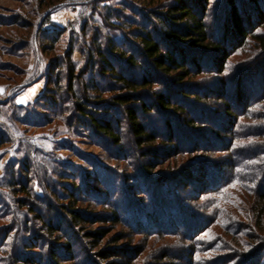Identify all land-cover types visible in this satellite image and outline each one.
<instances>
[{
  "label": "rangeland",
  "instance_id": "rangeland-1",
  "mask_svg": "<svg viewBox=\"0 0 264 264\" xmlns=\"http://www.w3.org/2000/svg\"><path fill=\"white\" fill-rule=\"evenodd\" d=\"M187 2L197 13L204 0ZM225 2L210 0L201 14L212 41L225 39L223 72L208 63L196 76L187 51L192 76L157 81L172 106L136 113L156 134L138 145L125 120L115 144L88 120L56 117L45 97L54 86L48 63L72 40L84 68L94 35L105 49L139 55L133 29H158L152 15L172 0H0V264H228L246 243H261L264 46L253 36L238 43ZM253 7L241 4L242 26L264 37ZM113 63L139 80L140 70ZM29 238L33 263L25 261Z\"/></svg>",
  "mask_w": 264,
  "mask_h": 264
},
{
  "label": "trees",
  "instance_id": "trees-1",
  "mask_svg": "<svg viewBox=\"0 0 264 264\" xmlns=\"http://www.w3.org/2000/svg\"><path fill=\"white\" fill-rule=\"evenodd\" d=\"M208 2L210 0L201 2L198 12L195 13L187 0H172L171 5L166 6L167 13L152 15L154 19L160 21L161 26L158 29L148 28L144 31L143 29H133L134 42L131 44L139 55L128 54L122 49L118 50L114 43L106 50L101 40L97 35H94L82 51H85L84 68L77 69V65L72 59L73 41L69 40L67 45L63 47L61 54L51 58L48 63V70L53 73V76L47 78V85L52 84L54 86L46 88L48 95L45 97L53 103L52 107L54 108L51 109L53 114L62 120L65 119L66 114L69 117L72 114V118L88 120L95 131L99 132L105 139L112 140L115 144L122 139L119 126L120 122L125 120L138 145L152 144L156 140L155 131L149 132L145 125L139 122L136 113L141 111L148 115L151 110L156 108L167 110L172 106L170 98L160 89H156L157 81L169 77L172 81L182 84L181 82L192 76L187 65V55L185 56L187 53L192 54L190 61L197 69L195 70L197 71L196 76L201 74L204 70L203 67L208 69L212 63L213 70H216L217 73H222L224 70L223 66L229 55L223 46L225 39L212 41L211 35L207 31V24L201 18L205 16H201V14L206 13L207 7L205 6ZM225 3L231 22L229 23L239 35L238 43L244 42L248 36H253L261 41L262 46H264L262 35L245 31L242 21L248 16H245L247 13L245 14L240 10L241 4L254 6V11L257 13L256 19H258L257 27H263L264 10L261 9L264 7V0H226ZM259 6L262 8L260 9ZM153 33L158 35V39L154 37ZM51 38L53 39L51 43L54 44L60 40L59 35ZM47 48L44 45L42 51L45 52ZM53 49L54 45L52 44L50 50ZM175 49L179 52H176ZM115 60L120 62L122 69L125 67L133 70L132 72L140 70L139 80L117 71L116 63H113ZM208 63L211 65L207 67ZM145 65L147 67H144ZM172 72H175L174 75H171ZM107 78L110 79V87L104 89L101 80ZM106 93L109 95L104 97ZM142 94L147 95L150 100L145 102ZM182 95L180 94V96ZM225 106L229 113L231 109L227 102ZM175 111L182 112L183 109L178 106ZM184 121L185 124L193 125L191 118ZM167 127L170 126L167 125ZM261 196H264L263 193ZM70 213L72 214L71 217L78 223L80 213L74 211L73 207L70 208ZM112 218L117 220L115 214L112 215ZM260 222L264 223V221ZM261 229L264 232V225ZM94 233L100 235L103 230L100 229ZM29 239L26 244L28 252L26 255L28 256L25 257V261L33 263L36 259L32 249L36 248L37 245L33 238ZM260 239L259 245L249 243L243 245L244 249L236 251L228 264H260L264 256V235ZM193 258H191V262L194 261ZM204 259L206 261L211 258L206 257ZM118 262L115 264H122V261ZM209 264L218 263L215 261V263Z\"/></svg>",
  "mask_w": 264,
  "mask_h": 264
},
{
  "label": "snow or ice",
  "instance_id": "snow-or-ice-1",
  "mask_svg": "<svg viewBox=\"0 0 264 264\" xmlns=\"http://www.w3.org/2000/svg\"><path fill=\"white\" fill-rule=\"evenodd\" d=\"M54 19H55V17H54Z\"/></svg>",
  "mask_w": 264,
  "mask_h": 264
}]
</instances>
